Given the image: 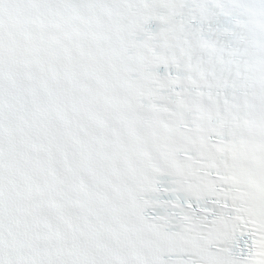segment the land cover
<instances>
[{
  "label": "snow or ice",
  "instance_id": "6c2138e0",
  "mask_svg": "<svg viewBox=\"0 0 264 264\" xmlns=\"http://www.w3.org/2000/svg\"><path fill=\"white\" fill-rule=\"evenodd\" d=\"M264 0H0V264H264Z\"/></svg>",
  "mask_w": 264,
  "mask_h": 264
}]
</instances>
